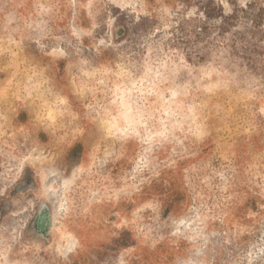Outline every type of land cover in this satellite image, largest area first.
<instances>
[{"label": "rangeland", "instance_id": "obj_1", "mask_svg": "<svg viewBox=\"0 0 264 264\" xmlns=\"http://www.w3.org/2000/svg\"><path fill=\"white\" fill-rule=\"evenodd\" d=\"M0 264H264V0H0Z\"/></svg>", "mask_w": 264, "mask_h": 264}]
</instances>
